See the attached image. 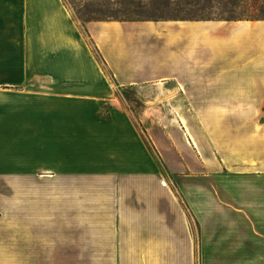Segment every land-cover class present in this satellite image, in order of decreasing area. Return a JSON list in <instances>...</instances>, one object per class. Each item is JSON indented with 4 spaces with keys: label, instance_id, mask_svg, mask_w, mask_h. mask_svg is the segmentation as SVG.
<instances>
[{
    "label": "crops",
    "instance_id": "crops-1",
    "mask_svg": "<svg viewBox=\"0 0 264 264\" xmlns=\"http://www.w3.org/2000/svg\"><path fill=\"white\" fill-rule=\"evenodd\" d=\"M80 262H264V19L0 0V264Z\"/></svg>",
    "mask_w": 264,
    "mask_h": 264
},
{
    "label": "trees",
    "instance_id": "trees-1",
    "mask_svg": "<svg viewBox=\"0 0 264 264\" xmlns=\"http://www.w3.org/2000/svg\"><path fill=\"white\" fill-rule=\"evenodd\" d=\"M148 2L153 8L150 13L142 12L147 13L145 18L125 20H150L149 18L152 17L158 20L165 16H172L175 19H264V0H149ZM183 13L194 17L180 16ZM173 14L177 16L173 17Z\"/></svg>",
    "mask_w": 264,
    "mask_h": 264
},
{
    "label": "rangeland",
    "instance_id": "rangeland-1",
    "mask_svg": "<svg viewBox=\"0 0 264 264\" xmlns=\"http://www.w3.org/2000/svg\"><path fill=\"white\" fill-rule=\"evenodd\" d=\"M68 8L71 10L76 19L81 23H86L87 20H125L131 18H145V14L150 13L153 8L149 0H64ZM146 2V3H144ZM144 3V4H143ZM174 7V6H173ZM147 12V13H142ZM177 15L173 14V17ZM184 17H194V15L181 14ZM215 17L216 15H211ZM153 18V17H152ZM149 18L150 20H155ZM172 16H165L160 20H173ZM123 95L127 100L132 101L133 105H140L142 103H136L134 91L123 90ZM106 114V111L103 110ZM242 184V183H241ZM246 190V186L244 187ZM246 200V197L244 198ZM233 263V262H223ZM80 264H91V262H80ZM211 264H220V262H211ZM257 264H264V262H258Z\"/></svg>",
    "mask_w": 264,
    "mask_h": 264
}]
</instances>
